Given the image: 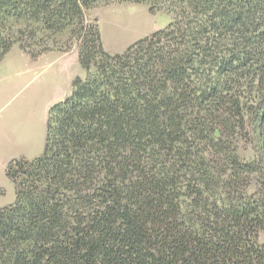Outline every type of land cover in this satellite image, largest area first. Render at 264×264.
I'll return each mask as SVG.
<instances>
[{
	"label": "trees",
	"instance_id": "obj_1",
	"mask_svg": "<svg viewBox=\"0 0 264 264\" xmlns=\"http://www.w3.org/2000/svg\"><path fill=\"white\" fill-rule=\"evenodd\" d=\"M102 0H0V60L55 35L84 77L13 158L0 264H264V0H123L170 14L111 54Z\"/></svg>",
	"mask_w": 264,
	"mask_h": 264
},
{
	"label": "rangeland",
	"instance_id": "obj_2",
	"mask_svg": "<svg viewBox=\"0 0 264 264\" xmlns=\"http://www.w3.org/2000/svg\"><path fill=\"white\" fill-rule=\"evenodd\" d=\"M85 15L88 20L96 21L102 46L111 54L120 53L137 39L163 28L171 17L165 10L150 7L148 3L123 0H102ZM137 25L140 28L119 45L109 43V34L127 33L136 30ZM84 74L77 59V47L66 34L55 35L48 40L46 48L34 47L30 52L14 44L0 60V149L8 146L19 150L22 143L32 140L28 153L20 150L11 153L13 156L5 162L4 176L11 159H30L27 156L41 152L48 105L63 99L70 92L74 78ZM0 180H3L0 198L4 199L7 193L14 194L13 183L3 178V172Z\"/></svg>",
	"mask_w": 264,
	"mask_h": 264
},
{
	"label": "crops",
	"instance_id": "obj_3",
	"mask_svg": "<svg viewBox=\"0 0 264 264\" xmlns=\"http://www.w3.org/2000/svg\"><path fill=\"white\" fill-rule=\"evenodd\" d=\"M55 92L56 93H59V91H58V89L57 88H55ZM61 99V98H60ZM59 99V100H60ZM55 101H53V102H51L49 105H48V108H47V113H48V109H49V106L51 105V104H53ZM1 124H2V120H0V129H1ZM8 124H6L5 126H7ZM31 135H30V138H29V140L31 139ZM26 140H28V139H26ZM32 142V140H30V142L27 144L26 142L25 143H22L21 144V146H20V148H19V150L22 152V153H24V154H26V153H28V147H30L31 146V143ZM22 148V149H21ZM19 150H17L16 148L14 149H10L8 146H5V147H2L1 149H0V173L1 172H3V178L5 179L6 177L4 176V167H5V162H7L8 160H9V158L10 157H12L13 155L11 154L12 152H15V151H19ZM42 151V150H41ZM41 152H39L38 154H36V155H31V156H27V157H29L30 159L31 158H34V157H36L37 155H39ZM0 181H2L3 182V180H0ZM13 198H14V194H13V192L11 193V194H9V193H7L6 194V197L3 199V198H0V206H3V205H6V204H8V203H10V202H12L13 201Z\"/></svg>",
	"mask_w": 264,
	"mask_h": 264
},
{
	"label": "bare ground",
	"instance_id": "obj_4",
	"mask_svg": "<svg viewBox=\"0 0 264 264\" xmlns=\"http://www.w3.org/2000/svg\"><path fill=\"white\" fill-rule=\"evenodd\" d=\"M136 27H137L136 30L132 29L127 33L118 32V33L109 34V37H108L109 43L112 46L119 45L120 43H122L125 40V38L128 35H131L132 33H134L135 31H137L140 28L138 25Z\"/></svg>",
	"mask_w": 264,
	"mask_h": 264
}]
</instances>
